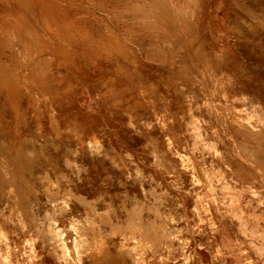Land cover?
I'll list each match as a JSON object with an SVG mask.
<instances>
[{"label":"rangeland","instance_id":"374dc122","mask_svg":"<svg viewBox=\"0 0 264 264\" xmlns=\"http://www.w3.org/2000/svg\"><path fill=\"white\" fill-rule=\"evenodd\" d=\"M58 7L3 54L0 264H264V0Z\"/></svg>","mask_w":264,"mask_h":264},{"label":"bare ground","instance_id":"6f19581e","mask_svg":"<svg viewBox=\"0 0 264 264\" xmlns=\"http://www.w3.org/2000/svg\"><path fill=\"white\" fill-rule=\"evenodd\" d=\"M68 1L69 0H0V81H6L7 83H4L6 87H14L18 92L17 84L13 80L14 70L11 64H8L10 61L4 60L3 54H7L8 52L11 54V50H17L18 47L24 48L25 56L30 52H34L38 57L48 52L46 46L50 43L41 40L39 37H43L42 31L48 26L50 18L55 19L56 17H54V15H58V13L61 12L59 10L61 7L58 6ZM69 11L72 12L71 9ZM35 20L39 21L38 26L34 24ZM68 20L69 18H67V21ZM58 32L59 35L65 34L66 28L59 27ZM57 47L58 49L65 50L68 46L65 44V41L62 40L61 43L57 44ZM5 49H7V53H4ZM25 56L21 59L24 60ZM25 74H20L21 80L19 83H22L24 89L28 90L30 84ZM32 86L35 88L36 85L32 84ZM9 94L10 93L7 92L5 96ZM19 95L18 92L17 97H19Z\"/></svg>","mask_w":264,"mask_h":264}]
</instances>
